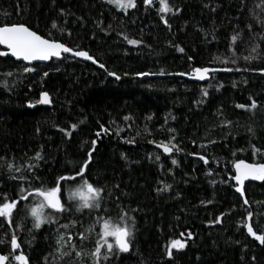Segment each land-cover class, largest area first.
Instances as JSON below:
<instances>
[{
  "label": "trees",
  "instance_id": "trees-1",
  "mask_svg": "<svg viewBox=\"0 0 264 264\" xmlns=\"http://www.w3.org/2000/svg\"><path fill=\"white\" fill-rule=\"evenodd\" d=\"M238 2L169 0L170 5L181 9L175 15L164 14L171 25L169 30L157 14L159 0H155L149 9L144 7L142 0H137L138 7L129 9L127 15L114 6L103 4V0H56L55 6L52 0H0V22L28 21L33 26L38 22L42 34L47 35L51 31L52 38L74 50L88 51L105 64V69H101L98 63L66 56V59H55L46 64H33V72L7 77L12 90L0 86V156L14 155L19 163L21 159L33 157L43 145L42 155L47 163L40 162L38 174L44 177L46 186H52L57 175L73 167L68 161L79 162L84 157L81 144L96 138L94 134L99 130V124L113 132L117 128L124 129L120 133L122 137H135V143L129 144L115 136H103L94 154L98 163L92 166L90 177L93 183L108 184L110 189L112 184L121 186L112 199L106 197V207L110 209L108 215L118 219L120 209L113 201L115 196H119L129 215L135 217L134 252L126 255L122 264H141V258L145 264H169L164 256L165 247L172 239L181 238V232L188 231L193 233V239L188 241L184 250L177 252L173 249L175 259L171 264H252V255L257 257L255 264H264V248L248 237L241 226L247 206H240L242 201L235 192V182H222L233 160L239 158L254 162L247 146L246 126L253 124L257 135L264 140V130H261L264 128V108L256 110L255 118L251 113L235 108L237 103L249 104L250 95L264 102V76L257 71L219 72L213 74L209 82L198 83L172 75L143 78L136 75L137 72L159 73L162 69L167 73H190L193 67L198 66L264 67L262 61L246 63L243 60L251 43L246 33V42L240 44L238 53H235L240 57L238 64L222 63L233 55L226 52V45L234 34L235 22L229 21L237 15ZM258 2L248 0L247 8H255ZM206 3L219 7L212 12L204 7ZM60 8L74 15L59 18ZM20 9L24 10L23 15H17ZM5 12L11 15L6 17ZM77 17H82L83 21H78ZM52 19H57L60 26L71 31V36L51 29ZM248 19L246 10L241 16V28ZM98 21H103L100 27H97ZM109 24L111 28L107 27ZM213 27L218 40L206 44L204 33L199 29L209 32L208 38L211 39ZM120 32L129 38L140 39L142 43L129 45L123 36L118 35ZM172 44L183 47L185 51L179 52ZM188 56L194 59L188 61ZM216 56L221 60H214ZM10 64L9 61L0 65V71H17ZM45 71L48 72L47 77L43 75ZM109 71L116 72L121 78L117 80L108 76ZM3 79L5 77L0 76V80ZM209 83L213 84L212 88L208 87ZM217 84H223L219 91L215 88ZM203 88H207L208 97L201 95ZM43 90L51 96L50 108L36 104ZM199 101L203 103H197ZM29 103L33 106L30 107ZM218 109L222 110V115H216ZM125 116L132 119L125 121ZM147 116H152V119L146 120ZM223 119L233 121L234 125L239 122L238 126L222 131L217 125ZM81 120H84L83 124H79ZM72 123H77L78 129L69 138L59 128L70 129ZM128 124L132 127L128 128ZM145 125L150 135L144 132ZM169 128L175 131L169 132ZM137 131L142 134L136 136ZM228 131H232L235 139L223 138ZM171 136L176 137L173 143L182 151L174 149L171 155L164 154L162 148L149 143L151 140L167 143ZM209 138L219 140V143L202 148L201 144H207ZM237 147L245 148V151H238L233 156L230 149ZM121 153L127 156V160L121 159ZM190 153L206 155L209 164L205 165L198 156ZM156 155H160L159 161L155 159ZM173 158L177 165L171 164ZM211 180L216 183H210ZM0 181L3 182L0 192L14 197L19 185L7 180L6 175H0ZM165 183L171 184L172 188L157 194L156 188H163ZM69 186L75 188L78 184H65L64 198ZM245 186L254 212L251 222L259 231L264 227V215L255 213L264 214V182H248ZM25 203L28 202H22L19 207L22 209ZM131 209L138 210L133 212ZM44 211L48 213L51 210ZM221 213L225 214L222 223H210ZM16 222H20L19 217ZM84 227H87V222ZM30 228L29 218L23 230L17 231L21 248L16 250V254L23 251L30 264H45L44 257L54 253L50 247L54 243V231L50 232V226L45 224L30 235ZM51 228L54 230L55 225ZM69 231L77 233L83 229L77 225ZM85 236L87 238L83 241L74 240L78 250L81 247L94 250L98 239L96 233L86 232ZM0 239L5 240V243H0V254L9 255L10 245L3 228H0ZM244 245H247L246 249ZM47 264L61 262L54 254L49 256Z\"/></svg>",
  "mask_w": 264,
  "mask_h": 264
},
{
  "label": "snow or ice",
  "instance_id": "snow-or-ice-1",
  "mask_svg": "<svg viewBox=\"0 0 264 264\" xmlns=\"http://www.w3.org/2000/svg\"><path fill=\"white\" fill-rule=\"evenodd\" d=\"M155 0H142V4L146 9L154 6ZM248 0H239L236 11L237 15L232 18L229 22H235L233 33L230 36V43L226 45V52H231L233 55L229 56L228 59L222 61L224 64L237 65L240 57L235 55L239 51V45L245 43L244 34L248 36V40L251 42L247 49L248 54L243 56V60L246 63L253 61L264 62V0H259L256 3L255 8H247ZM53 6L56 4V0H52ZM103 4L114 6L115 9L123 11L125 15L128 14L129 9H136L137 0H103ZM159 8L157 14L159 19L164 25L171 29L169 20L164 14L172 13L173 15L178 14L181 9L174 5L169 4V0H159ZM19 9V2L17 4ZM204 7L209 8L212 12L216 11V7L206 3ZM247 10L249 19L244 22V27H240L241 16ZM24 10L20 9L17 15H23ZM4 15L10 16V13L5 12ZM67 15H74L64 8L59 9L58 17L63 18ZM78 21H83L82 17H77ZM134 22V21H133ZM67 24V20L64 21ZM103 21L97 22V27H100ZM47 27V25H46ZM111 28L112 25L107 26ZM51 29L60 32L62 35L67 33L71 36V31L66 27L60 26L57 19H52ZM101 31L107 32V29L101 28ZM204 33V42L210 44L213 41H217L218 37L215 35V27L212 29L211 39H209V32L204 29H199ZM123 36V39L129 45L137 46L142 43L140 39L129 38L124 32L118 33ZM0 65L11 62L10 67L17 71H0V76L5 79L0 80V86L8 91L12 90V86L9 84L7 77H13L23 73H30L35 71V66L32 65L34 61H50L53 58L66 59L64 54H71L72 57H82L86 60H90L93 63H98L101 69H105V64L95 59L88 51L85 50H74L72 47L67 46L60 40L52 38V32L49 31L47 35L42 34L39 29V23L33 26L28 21H13V22H0ZM179 52L183 53L185 49L179 45L172 44ZM188 61H192L194 57L188 56ZM216 61H220L221 57L216 56L213 58ZM31 65V66H30ZM57 70H59L57 68ZM241 72V71H258L264 75V67L261 68H241V67H211V66H198L193 67L191 73H167L163 69L159 73H145L137 72L136 75L140 77L148 75H180L190 76L193 79L199 81L210 80L214 73L218 72ZM108 76L114 77L119 80L121 77L113 71H109ZM45 77L48 76V72L43 73ZM246 82V81H245ZM236 84L233 82V87ZM209 88L213 87V84H208ZM223 87V84L215 85L217 91ZM201 95L208 97L209 92L207 88L201 89ZM250 103H237L235 108L242 109L245 112L251 113L252 117L255 118L256 110L264 108V102L258 101L252 95L248 97ZM48 92H42L38 103L50 104ZM197 103H203L199 101ZM29 106H33L29 103ZM216 115H222V110L218 109ZM132 119L131 116H125L124 120L128 121ZM152 116H147L146 120H151ZM175 119V117H172ZM84 120L79 121V124H83ZM167 123V118H165ZM239 122H234L228 119L220 121L218 127L222 129H228L230 127L238 126ZM58 127V126H57ZM128 128L132 127V124L127 125ZM78 129L77 123H72L70 129L59 128V131L65 136L71 138L72 132ZM124 129L117 128L114 132L111 128L106 127L104 124H99V130L95 132V139L90 141H83L81 148L84 150L85 155L79 162L68 161L73 164V167L66 172H62L57 175L52 183V186H46L44 177L39 175L41 169V161L47 163L44 155H42L44 146L41 145L40 150L34 153L33 157H29L27 160L21 159L19 163L16 162L15 156L9 157L7 154L0 156V175H6L7 180L16 182L19 187L14 197H9L7 192H0V228L4 229V235L8 237L7 243L10 245L9 255L0 254V264H30L28 256L20 251L16 254V250L21 248L17 231L23 230L25 221L31 222V228L28 230L31 235L33 230H39L43 225L47 224L50 226L49 231H54V243L50 245L54 249V253L50 252L48 256L44 257L45 264L49 259V256L57 255L61 264H122L123 259L126 255H131L134 252L133 236L136 225L134 216L129 215V210L126 209L119 196H115L113 201L116 207L120 209L118 219L114 220L108 213L110 209L106 207V197L112 199L117 191H120V184H112L111 189L108 184H99L97 181L93 183L90 180L92 176V166L98 161L95 159L94 154L98 151V141L103 140V136H115L120 141L125 143H135V137L131 139L122 137L120 133ZM261 130H264L262 128ZM37 133L39 128L36 129ZM169 132H174L175 129H168ZM144 132L151 134L150 130L145 125ZM247 146L251 152V159L254 162H248L245 159H235L232 161L231 169H228L227 177L222 181L227 183L229 180L234 181L235 192L239 194V199L242 201L241 207L244 208L246 216L241 221V226L246 230L247 236L251 237L254 242H258V245L264 248V227L257 231L254 229L252 219L254 212L251 210V204L246 196L245 182L248 180L264 182V140L257 135V128L253 124L246 126ZM140 131L136 132V136H140ZM224 139H235L232 131L226 132L223 136ZM176 140L175 136H171L167 143L159 142L154 140L149 143H155L158 148L163 149L164 154L171 155L173 150L176 152L182 151V149L173 141ZM194 144L195 140L192 141ZM219 143V140L209 138L207 144H201L202 148L208 145H215ZM10 151V150H8ZM233 156L236 153L245 151V148L237 147L235 150L230 149ZM27 155V154H25ZM190 155L198 156V159L203 161L205 165L209 164V158L206 155L199 153H190ZM150 158V157H149ZM121 159L127 160V156L121 153ZM155 159L160 160V155H156ZM176 159H171L172 165H177ZM162 167V165H161ZM171 171V169H169ZM210 183L215 184V180H211ZM65 184H78L77 187L71 186L67 189V196L64 198L63 188ZM3 187V182L0 181V188ZM172 188L171 184H164L163 188H156L157 194L167 192ZM127 195V193H121ZM179 196V193H177ZM31 198V199H30ZM35 201V202H33ZM22 202H28L24 204L21 209L19 206ZM211 203V201H208ZM201 203H204L202 201ZM261 203V202H256ZM45 209L51 210L45 213ZM138 209H131V211H137ZM21 213L23 215L21 216ZM224 213H221L220 217L214 218L210 223H222V217ZM255 215H264L261 213H255ZM17 217L20 218V222L17 223ZM86 218V219H85ZM63 221H67L66 223ZM245 221H247L245 223ZM87 222V227H84ZM55 225L54 230L51 228ZM79 225L83 231L72 233L69 231L70 228ZM63 229V231H61ZM11 230V231H9ZM95 232L98 239L95 242L94 250H85L82 247L77 248V244L74 240L79 239L80 241L85 240L87 237L85 233ZM181 238L172 239L170 243L165 247L164 256L168 258L169 264L174 261L173 249L177 252L184 250L187 247L188 241L193 239V233L188 231L187 233L181 232ZM186 237V239H184ZM35 237L33 236V239ZM0 243H5V240L0 239ZM239 243V241H236ZM245 249L247 245H244ZM138 254V250L136 251ZM243 259V256L241 257ZM257 257L251 256L252 264H255ZM141 264H145L141 258Z\"/></svg>",
  "mask_w": 264,
  "mask_h": 264
},
{
  "label": "water",
  "instance_id": "water-1",
  "mask_svg": "<svg viewBox=\"0 0 264 264\" xmlns=\"http://www.w3.org/2000/svg\"><path fill=\"white\" fill-rule=\"evenodd\" d=\"M0 48H2V46H0ZM65 56H69V57H72L71 56V54H64ZM72 58H75V59H77V60H79V61H84V62H92V61H90V60H86V59H84V58H82V57H72ZM55 59H57V58H53L52 60H55ZM51 61V60H50ZM50 61H34V62H32V65L33 64H46V63H49ZM31 66V65H30ZM258 72V71H257ZM177 73H180V72H177ZM191 73V72H190ZM219 73V72H218ZM259 73V72H258ZM215 74V73H214ZM260 75H262L261 73H259ZM149 76H159V77H163V76H165V75H148V76H144V77H149ZM172 76H175V77H180V78H184V79H188V80H190V81H194V82H198V83H207V82H209L210 80H205V81H199V80H196V79H193V78H191L190 76H180V75H172ZM264 76V75H263ZM141 78H143V77H141ZM42 92H47V91H45V90H43V91H41L40 93H39V95H38V100H37V102H36V104L38 105V106H42V107H48V108H50V107H52V102L50 103V104H42V103H38V101H39V99H40V95H41V93ZM50 96V95H49ZM50 99H51V96H50ZM51 101H52V99H51ZM248 181H250V182H253L252 180H248ZM247 182V181H246Z\"/></svg>",
  "mask_w": 264,
  "mask_h": 264
},
{
  "label": "bare ground",
  "instance_id": "bare-ground-1",
  "mask_svg": "<svg viewBox=\"0 0 264 264\" xmlns=\"http://www.w3.org/2000/svg\"><path fill=\"white\" fill-rule=\"evenodd\" d=\"M218 68V67H217ZM149 77H151V76H149ZM159 77V76H158ZM251 163V162H250ZM248 182H250V181H247V182H245V183H248Z\"/></svg>",
  "mask_w": 264,
  "mask_h": 264
}]
</instances>
